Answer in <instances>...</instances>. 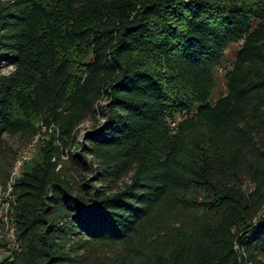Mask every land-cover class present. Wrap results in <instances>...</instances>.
<instances>
[{
  "label": "trees",
  "instance_id": "16d2710c",
  "mask_svg": "<svg viewBox=\"0 0 264 264\" xmlns=\"http://www.w3.org/2000/svg\"><path fill=\"white\" fill-rule=\"evenodd\" d=\"M1 64L0 188L3 133L57 134L0 264H264V0H0Z\"/></svg>",
  "mask_w": 264,
  "mask_h": 264
},
{
  "label": "rangeland",
  "instance_id": "374dc122",
  "mask_svg": "<svg viewBox=\"0 0 264 264\" xmlns=\"http://www.w3.org/2000/svg\"><path fill=\"white\" fill-rule=\"evenodd\" d=\"M1 1H9V0H1ZM240 47V43H232L230 44L226 49H224L222 56H221V61L220 63L215 66L212 70L214 81H215V87L214 90L212 91L211 94V101L215 100L218 98V96L225 94V79L224 75L227 71H229L232 67L235 55L237 50ZM12 68L9 65H4L1 64L0 66V74L6 75L8 72H10ZM179 117H176V120H178ZM96 124V122L87 120L83 122L77 129L76 131V138L77 142L81 141L82 136L89 130L93 128V126ZM42 121H38L34 124V132L33 133H26L24 135L16 134V135H8L7 133L2 134V139L4 141L3 143V153L11 158V164L9 167L8 172H10L11 167L13 165V162L18 154L19 151H21L29 142L31 139H33V136L40 131L41 127H43ZM43 131V130H41ZM50 130L49 133H46L43 138L39 139L38 142L36 143V148L35 151L32 154V158L30 161L34 158V155L36 153L37 147L46 139H49V135L53 134ZM41 135V134H40ZM55 135V134H54ZM28 161L27 164L30 162ZM9 174V173H8ZM70 174V179L72 180V185L73 188L81 183L82 181V175H79L72 170H69ZM242 189L248 193L251 189V186L247 180H244L242 183ZM0 240L3 242L10 243L11 245V240L7 237L6 234H4V231L0 232ZM5 256V253L0 252V258Z\"/></svg>",
  "mask_w": 264,
  "mask_h": 264
},
{
  "label": "built area",
  "instance_id": "2783aa9c",
  "mask_svg": "<svg viewBox=\"0 0 264 264\" xmlns=\"http://www.w3.org/2000/svg\"><path fill=\"white\" fill-rule=\"evenodd\" d=\"M50 130L54 132L52 126H50L49 128H46L45 126L41 127L40 131L33 136V139H31L30 142L21 151L18 152L8 174L5 185L3 188H0V232L4 231V234H6L7 237L11 240V243H14L15 240L14 223L8 217L10 203L12 202V184L20 176L25 164H27V162L32 158V154L35 151L36 143L38 142V140L43 138V136L46 133H49ZM54 134H57L56 130ZM1 236L2 235H0V237Z\"/></svg>",
  "mask_w": 264,
  "mask_h": 264
}]
</instances>
